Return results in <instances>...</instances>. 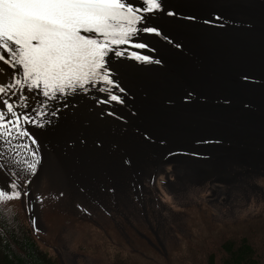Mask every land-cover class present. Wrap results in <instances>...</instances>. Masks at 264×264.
I'll return each mask as SVG.
<instances>
[{"label": "rangeland", "instance_id": "374dc122", "mask_svg": "<svg viewBox=\"0 0 264 264\" xmlns=\"http://www.w3.org/2000/svg\"><path fill=\"white\" fill-rule=\"evenodd\" d=\"M259 1L264 0L246 3L250 5V9L246 8L248 18L243 17L241 21L225 18L224 24L243 27L248 34L253 36L254 33L255 40L264 36V32L256 31L264 25L258 24L261 20L264 21V2ZM228 2L231 3L221 1L220 6L233 5L235 1ZM221 32L223 30L218 33ZM129 74L132 76V73ZM156 82H167L179 91L184 90L179 94V105L184 97L187 106L194 107L193 99L196 95L188 88L189 85L185 83L177 85L166 75L158 78ZM245 82L242 81L243 84ZM247 83L251 84L250 88L248 87L246 92L238 90V93H248L247 95L241 93V99H246L245 108L248 110L245 111L250 113V116L244 115L243 126L232 132L234 137L204 130L196 131L199 139H204L210 148L219 151L216 155L226 156L225 152L229 151L231 161L237 160L240 153L238 150L241 148L246 147L253 151L250 145L257 152L241 155L243 161L248 159L253 161L250 158L251 154L258 159L259 151H264V101L256 102L253 99L264 96V75L254 74L252 80ZM85 90L90 95L78 107L73 120L83 118L82 125L95 133L87 139L91 141L85 147L73 151L80 154L71 153L62 136H59L61 133L56 132L51 136L57 141L55 145H64L67 153L62 152V157L52 156L46 161H39L34 173L25 170L28 160L14 166L16 163L13 161H6L0 157L2 160L0 184L7 185L11 175L12 179L27 191V196L22 191L20 198L0 200L11 223L18 219L20 224L29 228L40 247L54 255L58 264H117L122 260L118 259L120 253L125 257L130 256L132 260L124 259L131 262L128 264H207L210 254L219 258L224 243L239 242L243 239L252 244L258 257L264 261V175H254L248 186L232 184L233 197L222 195L223 193L217 191V187L222 186L224 192L226 186L217 179L232 181L235 177L230 168L229 158L221 157L225 161L223 174L218 172L221 173V177L214 176L213 172L216 171L210 168V171L205 172L204 170H209L206 163H198L192 158L190 160L197 163L194 166H199V169L195 168L197 172L191 171L188 174L189 169L183 164L177 165L178 167L173 170V166L170 165L180 163L171 162L169 159L161 164L157 161L158 151L152 150L154 147L161 148V156H165L164 145L168 140L157 138L160 127L154 124L147 129L128 125L122 129L119 119L117 127L121 131L118 132L119 129H116L115 132L118 133L108 136L102 132L101 127L94 124L95 112L90 104L96 98L92 87ZM196 92L204 93L205 90ZM176 93L171 92L173 98ZM238 93L236 96L231 93V96L238 97ZM178 108L177 103L166 106L164 123L169 121L168 111ZM255 115L259 116L257 119L261 118L262 138L255 137L253 128L244 129L248 120L249 125L252 127L256 125L259 129V124L250 122V119L254 120ZM147 123L153 124L146 121L145 125H148ZM94 139L103 142L98 146L97 143H93ZM138 142L142 144V149L136 152ZM171 146L189 148L185 143H175ZM34 150L32 145L30 152ZM207 150L209 151V148ZM125 160L129 163L127 166L122 163ZM72 165V169L68 170ZM95 169L97 171L102 169L103 175L98 174ZM18 172L20 175L16 176L15 173ZM136 172L138 178L134 177L133 173ZM137 180L141 184L136 183L139 188L135 190L134 182ZM139 193L144 194V204L139 205V210L135 211L134 207L138 206L135 196ZM217 193L220 195H216ZM124 195L126 199L123 201ZM130 195L135 201L133 207L128 203L131 200ZM139 233L145 236L142 237ZM149 239L153 240L160 250L151 246ZM158 239L164 243L166 251L161 249ZM158 251L164 253L166 258ZM114 256L116 258L113 260ZM152 257L155 260L149 259Z\"/></svg>", "mask_w": 264, "mask_h": 264}, {"label": "bare ground", "instance_id": "6f19581e", "mask_svg": "<svg viewBox=\"0 0 264 264\" xmlns=\"http://www.w3.org/2000/svg\"><path fill=\"white\" fill-rule=\"evenodd\" d=\"M221 1H226V3H231L228 1L235 2L233 5L226 4L220 6L222 5ZM249 1L254 0H157L160 8L145 11L146 5L144 0H129L135 8L139 9L137 15L141 17V21L138 23L137 28H154L157 33L138 31L130 40L131 48L123 52L122 50L125 48L122 45L113 46V48L121 51L122 55H126L131 59L133 54L140 55L143 53L144 48L149 46L153 50L150 53V61L145 63L141 59H134V62L127 61L120 58L121 55L116 56L114 51L110 52L109 57H106L107 66H113L123 84L120 83V86H111V90L109 91V86H102L100 82H96L95 84L90 83L86 85L83 89L77 88L75 91L67 90L63 94L57 93L55 98L61 99L68 104L66 110L61 112L60 118L56 115L57 117L51 121L47 116V123L40 122L37 126L32 121L28 124L22 122L19 129L11 132V136L9 137L11 140L10 144L4 143L3 138H0V157L6 161L13 162L24 160L33 162L37 156L39 161H46L47 158L52 156L62 157V152H65V146L55 145L57 141L51 138L52 129L55 126L63 129L68 127L75 129L78 126L86 127L82 125L83 118L76 121L73 118L76 116L78 107L90 95L85 89H91V87L96 98L90 104L95 112L93 114L94 124L101 127L102 132L108 136H113L121 131L117 127V119H120L122 129L127 128L128 125L149 129L152 125L156 124V126L161 128L157 138L160 139L162 137L168 140V143H165L164 147L171 146V144L175 143L189 144L190 142L187 139L182 138V134L187 129L220 133V129L216 126L217 120L211 114L202 113L199 118L195 113L190 115L191 109L194 110L202 103L207 104L206 101L201 102L197 98L193 99L195 103L194 107L189 108L183 97L178 109H170L168 111L169 121L164 123L166 120L164 113L166 106L176 104L171 92H178L179 90L170 83H160L156 82V80L166 75L177 85L182 83L189 85L188 88L191 91H203L209 87H213L219 90H229L236 96L238 93L236 85L238 80H240L239 77H244V80L248 82L252 80L254 74L263 76L264 36L255 40L254 33L253 36L248 34L244 31L243 27L235 24H232V26L224 24L225 18L233 21H241L243 17H247L248 10L246 8L250 9V5L246 3ZM192 17L194 19H191ZM258 24L262 25L264 21L261 20ZM156 25H159L161 28L158 29ZM244 26L246 25L244 24ZM222 30L223 32L218 33ZM256 31L257 33L264 32V25L257 28ZM143 38L150 41L149 45L145 43ZM164 38L167 39L164 40ZM138 43L144 44L145 47H135V44ZM177 45L180 46L181 51L176 49ZM5 56L7 58V54ZM126 63L128 66H126ZM0 67L7 68V72L4 73L5 77L8 76V73L15 71L14 69L8 68L7 65H4L2 61H0ZM129 73H132V76ZM196 85L201 88L196 87ZM101 88L108 90L100 91ZM25 92L29 96L28 102L30 105L26 109H32L34 106L45 108L41 102H35L39 97L43 102L48 104L53 99L44 97L39 90L28 92L25 89ZM112 95L117 96L118 100H111ZM17 96L18 94L12 95L11 93L0 94V102L8 100L10 103H16ZM33 96H35V99L32 98ZM238 99L241 100L240 93H238ZM164 100L168 101L167 105H165ZM183 108L190 109V112L185 114L182 110ZM234 110H232L233 113ZM109 112L110 119H108ZM202 118L205 119L206 123ZM219 119L222 121L221 117ZM146 121L152 122L153 124L147 123L148 125H145ZM199 122L201 125H199ZM205 124L208 128L204 127ZM116 129H119V131L115 132ZM21 130H26L28 135H18V131ZM86 130L89 139L95 132L90 131L87 127ZM59 136L61 137V135ZM191 137L193 141L198 140V135L194 133ZM94 140L96 143L103 142ZM87 141L89 142L91 139ZM115 142L117 143V141ZM32 145L35 150L30 152ZM141 149L142 144L138 142L135 151L139 152ZM152 150L158 151L157 161L159 163L163 164L167 161L164 160L165 156H161V148L154 147ZM213 152L215 153L214 162L217 165L216 167L218 169L222 168L221 173L223 174V164H225V161L221 157L224 155H216L219 154V151ZM1 158L0 163L2 161ZM173 158L175 157L169 159L179 163V160H173ZM224 158H229V162L231 161L229 151H227V155ZM191 162H183V165L188 166L190 170L193 168L195 171L196 166ZM72 167L73 165L68 170H71ZM96 172L103 175L102 169H98ZM221 173L217 172L215 174L217 177H221Z\"/></svg>", "mask_w": 264, "mask_h": 264}, {"label": "snow or ice", "instance_id": "6c2138e0", "mask_svg": "<svg viewBox=\"0 0 264 264\" xmlns=\"http://www.w3.org/2000/svg\"><path fill=\"white\" fill-rule=\"evenodd\" d=\"M144 3L145 11L160 8L157 0ZM138 11L129 0H0V61L15 70L5 77L7 68L0 67V94H18L16 103L0 102L3 142L11 143V132L20 128L21 120L24 124L31 122L27 114L18 111L30 107L25 89L55 98L57 93L83 89L90 83L111 84L106 57L113 51L116 56L122 55L113 46L129 43L138 31H155L137 28L141 21ZM135 47L145 45L138 43ZM133 56L147 61V57ZM111 100L118 97L112 95ZM18 135L28 132L21 130ZM38 164L39 158L26 162L25 170L34 173ZM22 191L27 196L9 175L7 185L0 184V200L20 198Z\"/></svg>", "mask_w": 264, "mask_h": 264}, {"label": "water", "instance_id": "95a60500", "mask_svg": "<svg viewBox=\"0 0 264 264\" xmlns=\"http://www.w3.org/2000/svg\"><path fill=\"white\" fill-rule=\"evenodd\" d=\"M162 1H164V0H162ZM169 15H174V14H169ZM169 15H168V17H170ZM191 19H194V18L192 17ZM156 27L158 29L161 28L159 25H156ZM152 29H154V28H152ZM154 30L155 31L151 32V33H157L156 29H154ZM165 39H167V38H164V40ZM143 40L145 41V43L147 45H149V43H150L149 40H147L145 38H143ZM130 44H131V42L122 45V47L125 48L124 50H122V52L125 51L126 49L131 48ZM176 49L181 51L180 46H178V45H177ZM151 52H153L152 48L149 46H146L143 50V53L140 55L136 54V56L147 57V61L141 59L142 62L145 63V62L150 61V58H151L150 53ZM120 58H123L124 60H127V61H133V62H134V59H136L134 56L131 59H129L126 55H121ZM107 64L108 63H106V71L108 72L109 78L112 80V83L111 84H105L104 82H100L102 84V86H110V85L111 86H117V85L123 84L121 82V79L118 77L117 71L113 68V66L108 67ZM239 79L240 80H238L237 85H236V87H237L236 90H244L246 92L248 87L250 88L251 84L247 83V82H245V84H243L242 81H244V79H245L244 77H239ZM247 79H249V78H247ZM192 91H193L194 95H196V98L198 99V101H201V102L206 101L207 104L202 103V104H199L194 110L191 109L190 115L195 113V114H197V117L199 118V117H201L202 113L211 114L217 120L216 126H217V128L220 129L221 135L228 136V137H230V136L234 137V134L232 132L238 131V129H240L243 126L242 119H243L244 115L250 116V113H246V111H245V110H248L245 108L246 102H247L246 99L240 100V99H238V97H232L229 90H219V89H215L213 87H209L208 89H205L204 93H200V94H197L195 90H192ZM183 92H184V90L183 91L180 90L174 96V100L178 106L180 103L179 94L183 93ZM245 92H241V93H244V95H247L248 93H245ZM253 99L256 102L257 101H264V96H262L260 98H258V97L254 98L253 97ZM35 102H41L46 109L41 107V106H34V108H32V109L23 108V109H20L19 111L27 114L31 118V121L33 122V124L36 126L40 122L47 123V119H46L47 116L51 119V121H53L57 116L60 118L61 112L66 110L67 105H68L67 103H65L64 101H62L61 99H58V98H53L52 102L48 101L49 104L43 102L40 97L37 98L35 100ZM164 103H165V105H167L168 101L164 100ZM37 110H39V111H37ZM182 110L184 111L185 114L187 112H190V110L187 108H183ZM232 110H234V113L232 112ZM263 112H264V109H263ZM53 115H55V116H53ZM220 117H221L222 121H220V119H219ZM257 117H259V116L255 115L254 120L250 119V122L259 124L260 125L259 129L257 128L256 125L254 127L249 125V120L245 124L244 129H246V128L252 129L253 128V131L255 133V137L256 138L257 137L262 138V133H263L261 130L262 122H261V118L257 119ZM117 120H119V119H117ZM202 120L205 122L204 118H202ZM206 120L208 121V119H206ZM21 122H23V120H21ZM199 124H201V123L199 122ZM32 127H33V125H32ZM205 127H208V126L205 124ZM197 131H199V130H197ZM56 132L61 133L60 135L62 136V139L65 142V145L69 146V151L71 153H73L74 155H77L76 153L73 152L74 150H76V151L80 150L81 148L85 147L88 144L87 143L88 142L87 141L88 132L86 130V127L78 126V127H75V129L72 127H68L65 129L54 127L52 129L51 136H53ZM193 133L196 134V131H194L192 129H187L182 134V138H185V139H187L188 142H190L189 144H187L189 146V148L195 147V144H194L192 137H191V135ZM174 139L176 140V138H174ZM93 143L96 144L95 141ZM97 144L99 146L100 142H98ZM92 146H94V145L92 144ZM250 146L254 152H257L253 149L252 145H250ZM65 149H66V147H65ZM238 151H240L241 155H243V154L249 155L250 153L253 152V151L247 149L246 147L243 149L241 148ZM241 155L239 157L242 158ZM125 162H127V161L125 160Z\"/></svg>", "mask_w": 264, "mask_h": 264}, {"label": "trees", "instance_id": "16d2710c", "mask_svg": "<svg viewBox=\"0 0 264 264\" xmlns=\"http://www.w3.org/2000/svg\"><path fill=\"white\" fill-rule=\"evenodd\" d=\"M136 202L138 201L136 200ZM134 208L135 211H138L139 205ZM12 222L9 221L5 208L0 204V264H58L54 255L40 247L29 228L20 224L18 219H14ZM134 253L137 254V252ZM162 256L166 258L164 253ZM115 258L116 256L113 257V260ZM120 258L122 260L117 264H124V262L128 264L131 262L127 260H132L130 256L125 257L121 253L118 255V259ZM146 258L148 257L146 256ZM149 259L155 260L154 257ZM207 264H264V261L258 257L252 244L243 239L239 242L224 243L219 258L210 254Z\"/></svg>", "mask_w": 264, "mask_h": 264}, {"label": "clouds", "instance_id": "9594fccd", "mask_svg": "<svg viewBox=\"0 0 264 264\" xmlns=\"http://www.w3.org/2000/svg\"><path fill=\"white\" fill-rule=\"evenodd\" d=\"M221 136H223V135H221ZM193 142L195 144V147H193V148L197 147L196 149H189L187 147L175 148L172 146H166V152H165V159L164 160H168L171 157H175V158H173V160H179V163H180V164L174 163L173 165H170V163L168 161V164L170 166H173V170H175V168L178 167L177 165L182 166L181 164H184L183 162L191 161L190 158H192V160H196V162H198V163L204 162L206 164L210 163L214 159L215 153L213 151H215V149L210 148L208 143L204 139L198 138L197 141H193ZM207 148H210L209 151L207 150ZM259 152H260V154H259L258 159H255L252 156V154L250 155V158L253 161H251L250 159H248L247 161H243L242 158L239 157L241 155L240 153L237 155V160L230 161V168L233 171L235 177L232 181L217 179L218 181H220L222 183L223 186H226V188H224V192L222 195H226L228 197H233L231 194V192H232L231 185L232 184L239 183V184H241L242 187L244 186V184L246 186H248L249 185L248 182H250V180L254 177V175H257V176L264 175V151L260 150ZM187 157H189V158H187ZM171 162H176V161H171ZM122 163L124 166H127L129 164L128 162H123V161H122ZM233 165H237V166L233 167ZM133 174H134V177L138 178L137 172L133 173ZM136 183L141 184V183H139V180L135 181L134 182L135 190L138 187V184H136ZM251 187L253 188V186H251ZM215 189H216V187H215ZM216 195H220V193H217ZM135 199L138 201L137 202L138 205L144 204V194L143 193L137 194L135 196ZM139 234L142 237L145 236L141 233H139ZM149 241H150V239H149ZM158 252H160V251H158Z\"/></svg>", "mask_w": 264, "mask_h": 264}, {"label": "flooded vegetation", "instance_id": "af4514ba", "mask_svg": "<svg viewBox=\"0 0 264 264\" xmlns=\"http://www.w3.org/2000/svg\"><path fill=\"white\" fill-rule=\"evenodd\" d=\"M224 153V152H223ZM225 153H227V152H225ZM222 156V155H221ZM224 157H226V156H224ZM187 158H189V157H187ZM223 159V158H222ZM188 162H191V161H188ZM193 162V163H192ZM191 163L192 164H197V163H195L194 161H192ZM213 164H214V166H213ZM224 165V164H223ZM217 165L215 164V162H214V159L210 162V163H208V164H206V167H208L207 169H212L213 171H216V172H221L222 171V168H220V169H218V167H216ZM188 167V166H187ZM215 167V168H214ZM195 168H199V166L197 167H195ZM210 169L209 170H204L205 172H208V171H210ZM218 170V171H217ZM194 172V169L192 170H188L187 171V173L189 174V172ZM162 172H164V171H162ZM195 172H197V170L195 169ZM216 172H213V174H214V176H216ZM165 173H167V172H165ZM203 174V173H202ZM201 174V175H202ZM234 174V173H233ZM125 177H127V176H125ZM217 177V176H216ZM171 186H172V184H171ZM108 188L110 189V183L108 184ZM111 188H112V185H111ZM116 189V188H115ZM217 191L218 192H221V193H223V189H222V186H218L217 187ZM130 197H131V195H130ZM126 199V195H124L123 197H122V200L124 201ZM134 199L131 197V200H130V202H128L132 207L135 205V201H133ZM124 206H125V204H123ZM126 207V206H125ZM164 209V208H163ZM162 209V210H163ZM159 213H161V212H159ZM148 219V218H147ZM158 242H159V244H160V246H161V249L163 248L164 249V251H166V248H165V245H164V243L161 241L160 242V240L158 239ZM149 243H150V245L151 246H153V247H155L157 250H160L159 248H158V246L156 245V243L153 241V240H151L150 239V241H149Z\"/></svg>", "mask_w": 264, "mask_h": 264}]
</instances>
